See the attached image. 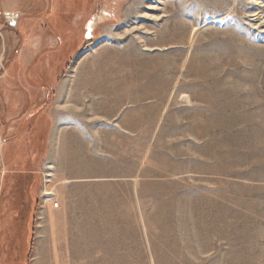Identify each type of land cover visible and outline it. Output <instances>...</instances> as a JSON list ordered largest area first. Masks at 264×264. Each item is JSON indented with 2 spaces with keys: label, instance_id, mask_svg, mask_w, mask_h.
Here are the masks:
<instances>
[{
  "label": "rangeland",
  "instance_id": "rangeland-1",
  "mask_svg": "<svg viewBox=\"0 0 264 264\" xmlns=\"http://www.w3.org/2000/svg\"><path fill=\"white\" fill-rule=\"evenodd\" d=\"M114 49L157 77V142L54 178L52 121ZM34 263L264 264V0H0V264Z\"/></svg>",
  "mask_w": 264,
  "mask_h": 264
},
{
  "label": "crops",
  "instance_id": "crops-1",
  "mask_svg": "<svg viewBox=\"0 0 264 264\" xmlns=\"http://www.w3.org/2000/svg\"><path fill=\"white\" fill-rule=\"evenodd\" d=\"M114 50L117 51L118 58L109 67V60L107 61L106 77H102V74L96 71L88 81L83 83V87L89 89V99L92 100V103L83 106L82 103H85L83 101L86 96L72 95L73 118L69 123L74 126L73 131L60 130L61 126L65 125L61 117L52 121L44 169L47 172V169L52 167L54 178H60L63 181H70L72 178H96L100 171L96 160L98 155L96 151L99 149L108 152V157L113 162L116 160L125 163L128 159H132L138 164L145 155L146 143L157 142V106L160 105L157 102V77H146L147 68L144 54L142 58L139 56L142 62L140 63L134 56L129 55V49ZM130 57L135 60V62H131V66ZM154 69L157 71V66ZM119 73H121L120 76H118ZM95 74L98 75V79L93 78ZM167 82L164 85H169ZM149 99L152 100L150 104L147 103ZM83 109L84 113L89 111L95 113L97 117L101 115V120L104 123L95 122L96 125H92L90 130L86 131V127H82V123L79 121ZM130 111L137 115L131 117ZM149 111L150 115H148ZM205 125L208 126V123ZM207 126H202L201 129L207 131L209 127ZM99 129L105 132V144L98 141ZM202 132L204 131L202 130L200 133ZM108 135L110 138H107ZM112 137L117 139V143L125 142L122 146L123 151L114 149L115 144H113ZM130 148L135 149V153L131 156L125 154L129 153ZM84 150L90 151L91 154ZM118 150L122 151L120 155L115 152ZM142 170L141 168L139 172ZM153 171L157 174V166L153 167ZM93 173L95 174L93 175ZM62 208L64 209V207ZM42 212L45 216V213H49V207H46Z\"/></svg>",
  "mask_w": 264,
  "mask_h": 264
},
{
  "label": "bare ground",
  "instance_id": "bare-ground-1",
  "mask_svg": "<svg viewBox=\"0 0 264 264\" xmlns=\"http://www.w3.org/2000/svg\"><path fill=\"white\" fill-rule=\"evenodd\" d=\"M88 36L91 38L92 37V35L91 34H88Z\"/></svg>",
  "mask_w": 264,
  "mask_h": 264
},
{
  "label": "built area",
  "instance_id": "built-area-1",
  "mask_svg": "<svg viewBox=\"0 0 264 264\" xmlns=\"http://www.w3.org/2000/svg\"><path fill=\"white\" fill-rule=\"evenodd\" d=\"M55 207H58V205L56 204Z\"/></svg>",
  "mask_w": 264,
  "mask_h": 264
}]
</instances>
